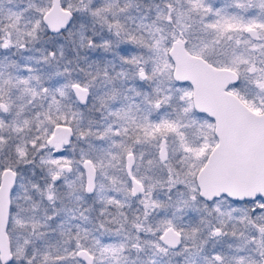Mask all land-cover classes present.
<instances>
[{
  "label": "snow or ice",
  "instance_id": "6c2138e0",
  "mask_svg": "<svg viewBox=\"0 0 264 264\" xmlns=\"http://www.w3.org/2000/svg\"><path fill=\"white\" fill-rule=\"evenodd\" d=\"M0 264H264V0H0Z\"/></svg>",
  "mask_w": 264,
  "mask_h": 264
}]
</instances>
